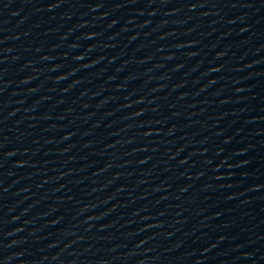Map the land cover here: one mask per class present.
<instances>
[{"label": "water", "instance_id": "water-1", "mask_svg": "<svg viewBox=\"0 0 264 264\" xmlns=\"http://www.w3.org/2000/svg\"><path fill=\"white\" fill-rule=\"evenodd\" d=\"M141 264H264V51L205 163Z\"/></svg>", "mask_w": 264, "mask_h": 264}]
</instances>
